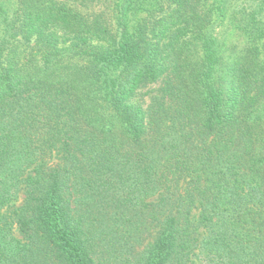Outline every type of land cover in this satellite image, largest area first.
I'll return each instance as SVG.
<instances>
[{
  "label": "trees",
  "instance_id": "16d2710c",
  "mask_svg": "<svg viewBox=\"0 0 264 264\" xmlns=\"http://www.w3.org/2000/svg\"><path fill=\"white\" fill-rule=\"evenodd\" d=\"M11 1L0 264H264V0Z\"/></svg>",
  "mask_w": 264,
  "mask_h": 264
},
{
  "label": "rangeland",
  "instance_id": "374dc122",
  "mask_svg": "<svg viewBox=\"0 0 264 264\" xmlns=\"http://www.w3.org/2000/svg\"><path fill=\"white\" fill-rule=\"evenodd\" d=\"M6 7H8L10 10L14 6L13 1L11 0H3ZM115 3V0H94L92 3H86L82 4L80 0H67V4H69L71 7L80 9L83 11H110L113 7V4Z\"/></svg>",
  "mask_w": 264,
  "mask_h": 264
}]
</instances>
